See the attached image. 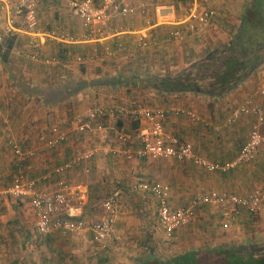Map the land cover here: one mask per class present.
<instances>
[{
    "label": "crops",
    "instance_id": "1",
    "mask_svg": "<svg viewBox=\"0 0 264 264\" xmlns=\"http://www.w3.org/2000/svg\"><path fill=\"white\" fill-rule=\"evenodd\" d=\"M193 1L196 6V0ZM135 6L136 15L122 19L126 21L124 25L117 23L115 33L92 41L82 40L86 29L72 15L66 0H44L38 5L39 28L33 35L27 32L23 18L0 11V30L9 25L15 30L0 43V107L9 122L6 125L0 119V191L12 186L20 175L35 180L85 152L76 142L86 134L92 140L93 161L77 167L63 179L46 181L39 189L54 191L60 182H66L73 189L80 188L85 205L74 207L73 212L77 219L88 223L104 217L105 212L101 217L95 214L96 203L104 193L107 192V196L102 205L110 197L115 184L123 190L116 221L120 242L106 244L96 243L89 233L72 235L60 231L40 235L36 230L31 199L0 197L3 264H140L150 251L168 260L190 250L227 244L230 240H225L223 233L233 227L245 237L243 242L234 244H249L259 238L250 228L260 224V214L234 213L231 206L197 209L191 224L170 238L159 223V199L139 187L159 185L168 188L174 208L187 206L193 195L200 191L248 196L264 188V148L254 163L227 173H208L190 162L175 160H127L121 151L137 149L138 145L123 146L117 141V135L134 136L137 130H133L125 119L116 118L115 139L111 142L107 134L110 127H106V123L115 118L89 119L88 113L99 107H144L155 112L181 108L190 111L199 117L198 122L186 116L168 114L163 120L166 131L191 144L198 156L215 164L234 161L249 139L254 124L252 117H243L232 127H227L226 123L232 112L247 100H254L262 107L264 98H260L257 91L263 85L260 75L264 73L261 71L264 66L241 87L219 99L193 93L166 96L142 86H115L119 83L118 78H127L132 72L141 77L174 73L188 65L192 53L198 58L209 47L212 49L228 41L218 25L219 40L211 38L202 43L200 35L192 38L188 33L185 41H171L169 31L186 28L184 20L161 25L154 11L152 15L147 7ZM156 6L164 7L161 4ZM205 10L199 9V13ZM219 18L210 25L224 20ZM111 22L112 19L107 28H113ZM54 29L67 33L76 41L67 43L51 39L48 33ZM141 37L152 45L138 49L136 46ZM10 40L14 42L11 50L8 48ZM33 41L41 43L38 50L31 47ZM35 54L40 59L33 58ZM50 57H56L58 63L46 64L44 60ZM104 78L103 85L106 86L98 88L101 81L97 80ZM93 80L96 81L91 82ZM80 81L88 82V85L79 89L76 84ZM84 115L87 121H83ZM68 119L71 127L66 130L63 125ZM81 125L88 126L84 133L78 130ZM57 126L67 139L57 150H49V143L57 137L53 132ZM148 126L142 120L139 129ZM10 139L25 152H36V156L17 158L8 147ZM86 168L90 171L92 168L91 178L90 173L85 172ZM79 236L83 239L79 240Z\"/></svg>",
    "mask_w": 264,
    "mask_h": 264
},
{
    "label": "built area",
    "instance_id": "2",
    "mask_svg": "<svg viewBox=\"0 0 264 264\" xmlns=\"http://www.w3.org/2000/svg\"><path fill=\"white\" fill-rule=\"evenodd\" d=\"M44 0H0V11L9 13L10 16H17L24 19L27 32L35 33L39 28V19L37 13L38 5ZM72 15L78 19L82 26L86 29L83 35L84 41H92L93 39H103L112 34V30L107 28V24L114 14L123 18L136 15L131 0H103L101 5H97L92 0H66ZM159 21L169 23L174 18L173 7H160L157 9ZM216 13L213 10H205L198 13L197 9L191 11L190 20L194 19L197 26H209L215 19ZM196 26L190 25V30H194ZM15 32L12 25L7 26L4 30H0V43H3L6 36ZM51 39L61 42L74 43V37L54 29L48 33ZM186 31L175 30L171 33L173 40H184ZM31 47L38 50L40 42L33 41ZM151 45L145 37L138 40V48H148ZM32 57V56H30ZM33 58L40 59L38 54ZM48 65L58 63L56 57H50L44 60ZM257 95L264 98V84L258 89ZM168 114H174L177 117L186 116L194 122H198L199 117L187 110L176 108L171 111L155 112L148 108L127 109L124 107H99L91 110L88 117L91 120L111 118H130L133 122L146 121L149 126L137 130L135 139L132 136L119 133L117 141L124 145L137 143V149L128 148L121 151L127 160H175L180 163L190 162L195 166L205 170L208 173H227L242 165L254 163L261 150L264 148V110L254 100H247L238 106L231 117L227 120V127L238 124L243 117H252L254 124L251 128L249 139L243 147L240 155L232 162L226 164H215L200 156H198L194 147L186 142L181 141L177 137L167 133L163 120ZM0 119L8 125V121L4 117L3 110L0 107ZM87 125L79 126V132L84 133ZM59 126L53 128V132L57 137L52 140L49 150H57L60 145L66 142V135L59 131ZM8 147L14 152L19 159H31L36 156V152H25L18 143L12 139L8 140ZM115 153H120L116 151ZM95 157L92 150L80 152L70 161L55 168L52 172L38 177L35 180H27L23 175L13 183L12 186L0 191V197L7 196L14 199H31L36 218V230L40 235H48L55 232L64 231L72 235L89 233L93 240L99 244H106L118 241L117 232V216L119 202L123 196V190L120 186H116L109 198L104 202V217L93 223H88L76 218L73 208L83 207L85 205L84 193L80 188H72L66 182H60L54 191H41L39 186L53 178L63 179L68 173L77 167L86 165ZM86 173H90L89 168L85 169ZM140 190L150 191L160 201L159 223L168 237H172L174 233L180 229L188 227L194 220L197 209L204 206L214 207H233L234 213L245 211L246 213L256 216L264 210V188L252 192L248 196H239L235 194L218 193V192H198L189 201L187 206L174 208L170 203L169 189L159 185L147 186L142 185ZM227 229L228 225L225 224ZM4 263V256L0 252V264Z\"/></svg>",
    "mask_w": 264,
    "mask_h": 264
},
{
    "label": "trees",
    "instance_id": "3",
    "mask_svg": "<svg viewBox=\"0 0 264 264\" xmlns=\"http://www.w3.org/2000/svg\"><path fill=\"white\" fill-rule=\"evenodd\" d=\"M224 29L230 35L227 42L198 58L192 53V60L184 68L164 76L141 77L132 72L127 78H118L115 86H142L166 96L193 93L219 99L229 95L264 66V0H244L239 25L230 29L226 25ZM13 47V40L8 41L9 50ZM8 56L9 51L4 57ZM97 81H101L98 88L106 86L105 78ZM87 85L80 81L76 87ZM139 124L134 122L136 130ZM140 264H264V239L190 250L168 260L150 251Z\"/></svg>",
    "mask_w": 264,
    "mask_h": 264
},
{
    "label": "rangeland",
    "instance_id": "4",
    "mask_svg": "<svg viewBox=\"0 0 264 264\" xmlns=\"http://www.w3.org/2000/svg\"><path fill=\"white\" fill-rule=\"evenodd\" d=\"M92 1H94L96 4L98 3L97 5H101V3L103 2V0H92ZM196 2H197L198 6L197 5L194 6L195 1H193V0H131V4L135 9H136L135 5H137V6L140 5L142 8L147 7L148 13L151 11L150 14L153 15L152 11H154V15L156 14V16H157V8H159L156 5L161 4V5H164V7L170 6V7L174 8L175 13H176V17L173 18V20L169 23H162L161 22V25H170L172 22H174L176 20L177 21H179L180 19L184 20V22L187 24V26H186V28H184L182 30L186 31L187 36H185L184 40H176L175 41L171 38L172 31L171 32L169 31L168 36L170 37L171 41H175V42L185 41V39L188 37V33H191V36H193L192 38H194V37L196 38L197 35H200L202 37V38H200L202 43H207L208 39H211V38L219 40L220 35H221L220 31H223L227 36V40H229L230 35L227 33L228 30L224 29V26L228 25V29L238 26V24L240 22V15H241L242 8L244 5V0H196ZM195 9H197L198 13H199V9H201V10H203V9L213 10L216 13L215 20L217 17H220L219 19H224V20L223 21L220 20L216 24L213 23L215 26H213V24L209 25L207 27L197 26V23L195 22V20L194 19L190 20V17H189V15L191 14V11H193ZM129 18H131V17H129ZM111 19H112L111 23H112L113 28H110V29L112 31L116 29L114 27H116L115 25L117 23H120L121 25L126 24V21L122 20V19H126V18H123L117 14H114ZM141 21H142V19H141ZM191 24L196 26L194 30H190ZM216 25H218L220 27L219 32L216 31ZM173 31H175V30H173ZM113 33H115V31H113ZM226 36L224 38H226ZM218 46H216V47H218ZM138 49H141V48H138ZM143 49H147V48H143ZM210 49L211 48L209 47L207 49V51L204 53L206 54ZM261 71L264 72V70H261ZM260 81H262V84H264V73L260 75ZM261 105H262V109L264 110V102ZM122 107H126V106H122ZM126 108L131 110L130 107H126ZM140 108H144V107H140ZM135 109H137V107H135ZM84 116L82 118L83 121H87L86 116H85V118H84ZM121 119L118 118L117 120H121ZM115 121H116V118L114 121H111V123H106V127H110L107 131V134H109V136L111 137V138H109L111 142H114V139H115V134L113 131ZM124 121L128 122L131 125L132 129L135 130L134 122L130 118H125ZM104 122H106V121H104ZM70 124H71L70 119H68L63 126L67 130L69 127H71ZM135 136H136V134L134 136H132L133 139H135ZM76 144L78 145V148L80 150L88 151V150L92 149V140L90 139L88 134L81 135L79 137V140H77ZM116 155H119V154H116ZM91 166H92V164H91ZM90 169H91V171H90L89 175L91 178L92 177V168H90ZM116 186H117V184H115L114 187H116ZM239 194L240 195H247L248 193H239ZM106 196H107V192L104 193V196H101L100 200L97 201V203H96L95 214H97V217H101V215H103L105 212L104 208L102 207L103 206L102 203L105 200ZM259 216H260V218L258 221H260V224L259 225H253V227L250 228L251 230H254L256 235H258V237H259L258 239H256V238L254 239L255 242L264 239V210L260 213ZM223 235L225 237V240H230V242H226V243L227 244L229 243L231 245L238 242V241H239V243H241L240 241L243 242V240L245 239L244 235L241 234V232H237L235 230V227L231 228L230 231L223 233ZM79 237H81V238H78L79 240L83 239L82 236H79ZM115 242L116 243L120 242V239L118 241H113V243H115ZM83 243L84 242H81V244H83ZM90 245L92 246V243H90ZM114 246H116V245H114Z\"/></svg>",
    "mask_w": 264,
    "mask_h": 264
}]
</instances>
